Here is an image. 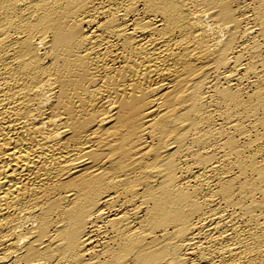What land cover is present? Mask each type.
<instances>
[{"label": "bare ground", "instance_id": "1", "mask_svg": "<svg viewBox=\"0 0 264 264\" xmlns=\"http://www.w3.org/2000/svg\"><path fill=\"white\" fill-rule=\"evenodd\" d=\"M0 264H264V0H0Z\"/></svg>", "mask_w": 264, "mask_h": 264}]
</instances>
